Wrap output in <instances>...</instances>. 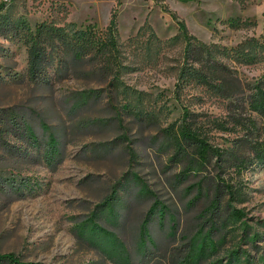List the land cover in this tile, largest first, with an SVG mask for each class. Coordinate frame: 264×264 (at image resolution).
<instances>
[{"label":"rangeland","instance_id":"374dc122","mask_svg":"<svg viewBox=\"0 0 264 264\" xmlns=\"http://www.w3.org/2000/svg\"><path fill=\"white\" fill-rule=\"evenodd\" d=\"M1 3L4 15L32 28L48 21L105 29L113 21L121 66L114 80L84 60L66 78L33 82L26 47L12 34L0 38V254L40 264H132L146 249L171 252L195 239L206 246L195 264H264V166L244 171L243 194L229 201L239 212L208 232L201 224L212 196L197 193V177L179 175L163 138L183 104L224 113L225 101L192 84L176 98L188 42L181 25L194 40L226 48L221 59L254 82L264 75V0ZM212 134L219 146L234 137Z\"/></svg>","mask_w":264,"mask_h":264},{"label":"trees","instance_id":"16d2710c","mask_svg":"<svg viewBox=\"0 0 264 264\" xmlns=\"http://www.w3.org/2000/svg\"><path fill=\"white\" fill-rule=\"evenodd\" d=\"M4 8L1 3L0 38L12 34L26 47V75L31 81L45 83L53 78H66L71 68L84 60L101 65L114 80L121 66V55L119 34L113 21L105 29L93 26L83 29L48 21L32 28L24 21L4 15ZM180 32L188 42L178 72L176 98L180 99L192 84L201 89L200 93L225 101L224 113L215 115L183 104L181 118L163 128V138L171 150L170 161L180 168L179 175L197 177V193L212 196L201 228L214 232L225 228L239 212L231 208L229 201L241 198L244 171L255 165L264 166V126L258 122V118L264 119V75L254 82L243 80L221 59L228 54L226 48L194 40L185 24L181 25ZM0 49H4L2 44ZM193 97L197 101L203 99V95ZM212 132H228L234 137L230 145L219 146L213 141ZM152 212L147 222L153 217ZM148 234L144 227L143 243ZM199 242L190 239L171 252L146 249L132 264H195L206 249L205 245L198 247ZM0 259L10 264H40L24 262L13 252L0 254ZM246 264L253 262L247 260Z\"/></svg>","mask_w":264,"mask_h":264}]
</instances>
